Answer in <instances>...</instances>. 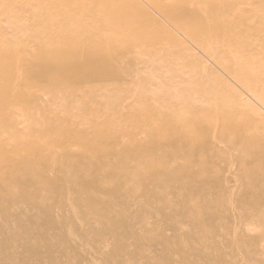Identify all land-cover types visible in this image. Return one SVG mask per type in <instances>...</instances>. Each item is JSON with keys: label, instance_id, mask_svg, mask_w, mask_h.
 <instances>
[{"label": "rangeland", "instance_id": "1", "mask_svg": "<svg viewBox=\"0 0 264 264\" xmlns=\"http://www.w3.org/2000/svg\"><path fill=\"white\" fill-rule=\"evenodd\" d=\"M51 1L0 0V264H264V0L202 1L242 81L148 6Z\"/></svg>", "mask_w": 264, "mask_h": 264}, {"label": "bare ground", "instance_id": "2", "mask_svg": "<svg viewBox=\"0 0 264 264\" xmlns=\"http://www.w3.org/2000/svg\"><path fill=\"white\" fill-rule=\"evenodd\" d=\"M76 1H83V0H75ZM182 3L178 8H173L170 4V2H173V0H99V3L104 11L102 12H109L112 13L115 17H119L123 14H127L130 9L133 8H144L145 6H148L151 8L156 14H158L162 20L167 23L173 30H176L178 34L184 38H189V37H194V41H196L198 44L203 46V49L205 52L209 54V56L214 59L218 60L217 63L221 66L223 70H226L230 76H232L233 79L237 81H242L243 78L245 77V74L247 71L241 70V71H228L227 70V64L220 59H218V53L214 52L211 48V44H209L208 41H211V39L205 38L203 41L204 37L202 36V33L205 30H209V27L211 28V22L208 20V12L204 8L203 5V0H180ZM54 6L55 10L63 13L65 10L67 12L71 11L70 6L68 3L73 2L72 0H52L48 4H45L44 6L41 7L40 9V14L39 16L45 20L49 16L48 10L52 9V5L55 4ZM97 6V5H96ZM30 11V10H29ZM101 11L96 10V8L91 9V13L95 15H100L102 14ZM64 14V13H63ZM191 14L195 15V18L188 19L185 22H177L176 18L179 17H187ZM159 21V20H158ZM144 23H142L143 26ZM146 26V24H145ZM217 27V26H216ZM111 31V28L106 30L105 34L109 35V32ZM230 31V29H229ZM233 33V32H231ZM105 35V36H106ZM195 35V36H194ZM200 36L203 39H200ZM109 38V37H108ZM212 38V37H211ZM107 39V36L105 37ZM185 39V40H186ZM177 42V40H176ZM208 43L209 45L206 46L201 44V43ZM109 44H113L112 41H109ZM178 44V43H177ZM196 45V44H195ZM112 46V45H111ZM219 47V46H217ZM65 54V53H64ZM85 55V53H84ZM106 52L101 53L100 57L105 56ZM74 56V55H72ZM78 57H55L49 60H44L40 65H42L44 70H49L53 71L59 68L60 65L63 66V63L67 62V65L71 66V69L73 70V66L76 68L79 63H77ZM76 63L78 64L77 66ZM216 63V64H217ZM66 65V64H65ZM66 65V66H67ZM70 66L66 67L69 68ZM74 68V69H75ZM62 69V68H60ZM43 70V71H44ZM252 71V70H251ZM60 72V71H59ZM101 78V77H100ZM247 78V77H246ZM84 82V81H83ZM67 81L63 80L61 82V85L64 89L66 88ZM248 90H251L249 87ZM255 97L258 98L259 100L264 101V93L262 92H256ZM2 114L0 113V116Z\"/></svg>", "mask_w": 264, "mask_h": 264}]
</instances>
